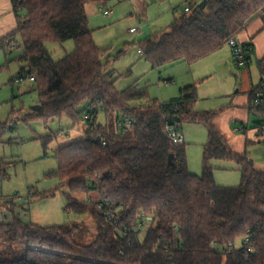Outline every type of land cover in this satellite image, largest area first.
<instances>
[{
  "label": "trees",
  "instance_id": "16d2710c",
  "mask_svg": "<svg viewBox=\"0 0 264 264\" xmlns=\"http://www.w3.org/2000/svg\"><path fill=\"white\" fill-rule=\"evenodd\" d=\"M89 1L13 0L18 26L0 38V49L12 47L13 36L21 35L27 66L18 74L27 70L36 75L42 106L30 114L32 118L48 122L67 115L80 123L86 122L85 114L90 116L87 138L55 149V175L68 184L67 209L90 213L97 235L82 244L75 239L77 225L24 222L14 207L0 222V238L26 241L29 247L13 258L0 253V264H264V170L253 167L247 152L234 151L210 123L215 112L192 110L196 85L181 88L178 98L166 102L149 99L135 86L117 90L115 74L103 61L105 50L94 40L86 10ZM263 10L264 0H208L205 9L183 10L140 46L156 69L193 63L236 37ZM68 39L74 40L75 49L54 59L46 43ZM244 44L253 49L252 43ZM252 49L247 52L249 61ZM258 64L263 78L255 88L264 83V57ZM144 99L149 101L141 104ZM263 107L252 106L257 111ZM100 112L105 124L97 123ZM175 122L208 128L202 175L190 172L185 146L165 136L166 125ZM14 128L0 122V143ZM51 138L44 139L45 149ZM214 159L235 161L241 183L218 184ZM2 163H7L4 158ZM5 170L0 165V175ZM147 216L153 221L143 225Z\"/></svg>",
  "mask_w": 264,
  "mask_h": 264
},
{
  "label": "rangeland",
  "instance_id": "374dc122",
  "mask_svg": "<svg viewBox=\"0 0 264 264\" xmlns=\"http://www.w3.org/2000/svg\"><path fill=\"white\" fill-rule=\"evenodd\" d=\"M187 1L189 0H90L86 4V10L90 27L94 30V40L105 50L103 61L117 79V90L123 91L135 86L139 90H145L149 99L169 100L179 96L180 88L187 84V77L194 76L191 82L198 86V106L219 110L224 108L225 102L247 96L249 82L246 83L239 75L238 69H233L234 73H230L222 68L219 75L199 79L195 71L197 63L201 61L156 69L144 54L139 53L140 41L171 25L175 17L183 12ZM105 10L112 12L106 15ZM141 26L144 30L141 28L136 33L130 32V28ZM13 38L12 47L0 49V122L9 123L10 128L15 127L6 132L0 143V158L7 162L0 164L6 167L5 175H0V222L16 207L24 222L42 226L64 223L77 225L75 239L82 244H89L97 235L96 223L90 213L80 214L67 209L65 193L69 190L68 184L55 175L58 169L55 149L81 137L87 138L85 122L75 123L67 115L48 122L30 116L35 113L34 106L40 104V97L35 83L29 79L12 81L21 68L27 66L22 58V37L17 33ZM46 47L54 59H60L75 49V42L73 39L62 42L52 40L46 43ZM252 68L253 82L257 83L260 75L254 58ZM222 92L229 94L228 97H222ZM149 99L140 103L146 104ZM86 107L87 101L79 109L83 111ZM25 117L28 118L25 120ZM257 119L251 117L248 131L240 132L239 135L244 140V150L247 151L249 160L253 161V167L264 170V123L257 124ZM97 121L105 123L103 112L98 114ZM182 132L190 151L191 170L202 175V144L207 141V129L203 124L185 123ZM47 136L52 138L45 149L43 143ZM192 141L194 143L190 145ZM194 157L197 159L195 163ZM211 165L215 168L218 184L237 186L241 183V171L235 161L217 159L211 161ZM42 192L46 193L42 196ZM90 195L96 197L94 193ZM12 200L16 206L7 202ZM147 228L145 226L142 233L145 234ZM28 247L26 241L12 242L0 238V253L8 258L21 256Z\"/></svg>",
  "mask_w": 264,
  "mask_h": 264
},
{
  "label": "crops",
  "instance_id": "0c3cea01",
  "mask_svg": "<svg viewBox=\"0 0 264 264\" xmlns=\"http://www.w3.org/2000/svg\"><path fill=\"white\" fill-rule=\"evenodd\" d=\"M239 1H242V0H239ZM17 26H18V19H17L15 12H14L12 0H0V38L9 36L16 29ZM132 28H137V27H132ZM132 28H130V30ZM141 28L143 29V27L141 26L140 28H138V31ZM133 33H136V32H133ZM236 38L242 43L250 42L253 45V49L249 52L250 61L247 65L242 66V67H239L236 65L234 58H233L232 49L226 43L222 47H220L218 50L209 54L208 56L199 59L198 62L201 61V63H197L198 65H196L195 73H196V77H198L200 79L203 76L204 77H213L214 75H219L220 70L222 68L225 69L227 72H230V73H234L233 71L234 70L237 71V69H238L240 71L239 75L243 79L246 80V83H247V81L249 82V84L246 88V93H247L246 97H244L243 99H240V98L235 99L234 98V99L230 100L229 102H225L224 108H220L219 110L210 109V108L206 109V108H200L198 106V104H199L198 103V100H199L198 86L195 83L191 82L194 79V76L192 77L193 79L190 78V76L187 77V82H186L187 84H184L183 87L188 86V85H196L198 98L193 103L192 110L195 112H204V111L215 112L214 115L210 119V123L212 125H214L219 130V132L229 142L230 146L232 147V149L234 151L244 153L247 151L244 150V146H243L244 140L239 135V133L240 132L246 133L248 131V127H249L248 124L251 120V117H253V116L258 118L256 120L257 124L262 125V123H264V107L257 111V109L252 108L251 99H250L251 91L255 87H257V85L260 84V82L263 78V75L260 71L258 62L260 59H262L264 57V10L261 11L248 24V26L246 28L241 30L236 35ZM253 58L256 61V64L258 67V72L260 75V79L257 83L253 82V76H254L253 75V68H252ZM181 63L186 64L188 62H178L175 64H181ZM175 64H172V65H175ZM188 64L191 65L192 63H188ZM237 78H236V80H237ZM183 87H181V88H183ZM179 92H180V90H179ZM228 95L229 94H226L223 92L221 94L222 97H228ZM179 96H180V94H179ZM178 97H175V98H178ZM175 98H171L169 100H172ZM169 100H163L161 102H166ZM81 122H85V121H81ZM97 123H99V122L97 121ZM105 123H106V116H105ZM105 123H101V124H105ZM185 123H191V122L182 123L181 124L182 131H183V124H185ZM192 124H202V123H192ZM204 126L206 127V125H204ZM206 129H207V141H208V128L206 127ZM79 139H82V137ZM79 139H76V140H79ZM184 139H186L185 135H184ZM76 140H73V141H76ZM67 141H69V140H67ZM73 141H71V142H73ZM207 141L202 144L203 145V157H204V147H205ZM68 143H70V142H67L65 144H68ZM193 143L194 142L192 141L189 144L191 145ZM247 143H248V140H247ZM65 144H63V145H65ZM182 145H184L186 148L188 167H189L190 172L193 174L199 175L195 172H192V170H191L190 151L187 148V144H186L185 140H184V143ZM59 146H61V145H59ZM193 160L195 163V160L197 161L196 157H194ZM214 160H217V159H214ZM239 170H240V168H239ZM214 176H215V169H214Z\"/></svg>",
  "mask_w": 264,
  "mask_h": 264
},
{
  "label": "built area",
  "instance_id": "2783aa9c",
  "mask_svg": "<svg viewBox=\"0 0 264 264\" xmlns=\"http://www.w3.org/2000/svg\"><path fill=\"white\" fill-rule=\"evenodd\" d=\"M202 0H189L184 4L183 10L185 12L191 13L193 12L197 7H199V4ZM13 3V0H12ZM14 7V6H13ZM112 11L110 10H105L104 13L106 15L111 14ZM132 33L137 32L138 28H132L130 30ZM227 44L231 47L232 49V54L234 61L237 66L242 67L248 64V59H247V52L252 49V46H248L242 42H240L236 37L229 38L227 40ZM139 53L143 54V50L140 48ZM26 79H29L32 82L36 81V75L34 73H30L27 70L22 71L20 74H18L16 77L12 78L13 81L17 82H22ZM251 102L253 107H260L264 104V83L260 85L258 88H254L251 93ZM90 119V116L88 114H85V120H86V129L88 127L87 125V120ZM125 122L130 124V120L126 119ZM122 120H118L117 123L118 125L122 126L125 123ZM165 130L168 132V137L178 143V144H183L184 143V134L181 130V123L175 122V123H168L165 127ZM88 137V136H87ZM92 139H94L93 134L91 135ZM103 145H107V141L103 140ZM103 201L98 203V208L102 209L103 208ZM110 219H112L110 217ZM153 221L152 216H147L145 217L143 221V225H146L147 223Z\"/></svg>",
  "mask_w": 264,
  "mask_h": 264
},
{
  "label": "water",
  "instance_id": "95a60500",
  "mask_svg": "<svg viewBox=\"0 0 264 264\" xmlns=\"http://www.w3.org/2000/svg\"><path fill=\"white\" fill-rule=\"evenodd\" d=\"M207 4H208V0H202V1L200 2V4H199V7H200L201 9H205L206 6H207ZM41 108H42V106H41L40 104H38V105L34 106L33 109H34L35 111H39V110H41ZM164 134H165V136L168 137V132H167L166 130L164 131ZM100 140H101V137L98 136V137L96 138V141L99 142ZM173 157H174V155L171 154L170 157H169V161H172ZM250 162H251V164H253V161H252V160H250Z\"/></svg>",
  "mask_w": 264,
  "mask_h": 264
}]
</instances>
